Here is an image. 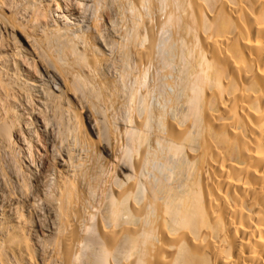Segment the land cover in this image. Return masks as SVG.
Listing matches in <instances>:
<instances>
[{"label":"bare ground","instance_id":"obj_1","mask_svg":"<svg viewBox=\"0 0 264 264\" xmlns=\"http://www.w3.org/2000/svg\"><path fill=\"white\" fill-rule=\"evenodd\" d=\"M0 264H264V0H0Z\"/></svg>","mask_w":264,"mask_h":264},{"label":"rangeland","instance_id":"obj_2","mask_svg":"<svg viewBox=\"0 0 264 264\" xmlns=\"http://www.w3.org/2000/svg\"><path fill=\"white\" fill-rule=\"evenodd\" d=\"M87 125V124H86Z\"/></svg>","mask_w":264,"mask_h":264}]
</instances>
